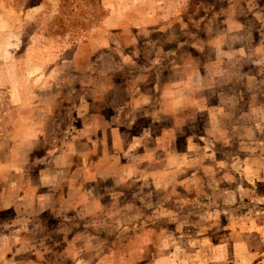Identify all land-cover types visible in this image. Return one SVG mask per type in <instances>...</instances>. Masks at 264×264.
I'll list each match as a JSON object with an SVG mask.
<instances>
[{
    "label": "rangeland",
    "instance_id": "rangeland-1",
    "mask_svg": "<svg viewBox=\"0 0 264 264\" xmlns=\"http://www.w3.org/2000/svg\"><path fill=\"white\" fill-rule=\"evenodd\" d=\"M247 9H249V5H246L245 0H0V132L5 130L4 121H7V118L9 122L11 120L8 117L11 109L12 112H16L19 109L20 101L24 100L28 115L35 116L40 113L42 110L39 108L40 106L44 108L51 106L50 109H53L57 114L61 133L67 134L65 141L72 143L75 141L77 144L78 141H83L80 134L83 133L82 128L85 121L80 114L84 108L80 107L77 94H85L86 90L84 91L82 87L77 89L75 85L71 86L73 80L78 82L86 77L88 82L97 80L99 84H107L109 88H112L111 84H132L135 78L139 80V77L142 76L147 84L150 80L148 71L143 69L153 62L155 53L157 55L156 62L162 64L179 61L180 54L184 52L191 58L209 62L214 57L215 52H212V44L219 29H223L229 24L228 29L243 26L244 20H247L252 27L255 26L256 21L246 14ZM177 13H182L183 19L187 18L186 24L172 21ZM244 14L248 15L245 19ZM202 17L203 19L199 21ZM227 19H230L228 23ZM262 22H264L263 17ZM155 28L157 31H154ZM254 40L256 43L260 42L259 49L264 46V38H254ZM240 43L243 47L244 41ZM167 49H171L170 52L173 53ZM173 49L178 53L176 54ZM246 58L247 55L241 51V54L235 59L236 67L232 66L230 72L222 77L225 83L230 76H236V84L240 86L238 88L240 90L239 92L235 90L233 101H224L217 105L213 103L215 100L212 101L216 112H220L221 126L204 130L202 125L207 121L208 114L205 111H200L195 115L191 112V117L187 120L188 125L184 124L180 127L192 142L211 143V149L213 148V152H216L213 154L211 149H208L205 152H212L211 157L208 155L210 159L204 154L200 155L201 158L204 157L207 160L216 157L234 158L237 161L249 159L251 162L249 163L251 168L246 170L243 169L244 167L227 168L226 164L222 168L225 171L224 175L227 174L231 178L230 180L234 176V179L242 187L238 189L244 190L243 193L247 195H242L241 205L237 206L241 210L239 209L233 217H235L237 229L239 226L247 228L241 232L237 230V238L246 239L245 243L251 244V246H236L237 258L243 257L244 252L250 254L249 248L255 251L254 241L261 239L257 223L264 220V214L258 209V206L263 204L261 200L264 201V195L261 194V190L264 189V173H259V166L264 163V120L260 121L261 104L264 108V96H260L261 89L264 92V62L258 60L254 65H250L244 62ZM85 65H88L86 72L90 76H85ZM108 68H112L111 71H108ZM102 71L104 73L101 74ZM101 75L102 78L98 80ZM247 75H251L250 79ZM243 79H246L244 83L248 82L249 84L247 83L246 86L241 84ZM222 80L220 78V81ZM221 84L223 83L221 82ZM121 91L117 92L118 99L112 96L113 93L105 96L107 99L101 102L108 105L106 108L102 104L91 103L87 105L88 110H91L96 116H106L108 124H115L117 112L124 116L133 106L129 102H121L119 97L123 96L124 99L126 96V93ZM139 116V112L125 115V124H130L134 132L143 126L144 121L142 118H137ZM86 121L99 126V120L96 118ZM252 129L254 132H249ZM244 130L247 131L246 135L249 138L243 135ZM69 131L76 132L80 137H74L73 140ZM91 138L87 139L91 140V149H93L97 145L96 136L92 135ZM217 148L219 151L215 150ZM234 148L236 149L233 150ZM111 152L113 153L109 155L116 153V151ZM91 154L94 157L98 152L92 150ZM81 156L76 154V159L82 161L83 156ZM24 157L28 156L21 152L17 159ZM10 158L15 160L14 163H18V160L10 154V150H7V141L3 139L0 142V161H3L0 164V187L8 173L2 167L13 164L6 162V160L10 162ZM79 169L82 168L78 166L77 170ZM134 170H130V173L135 172ZM212 171L215 175L216 172ZM227 171L235 174L230 172L228 174ZM206 179L205 182L198 179L196 183L187 186L190 190L195 188L199 196L201 195L198 192L203 194V199L199 200L200 197H198V200L202 201L201 204L198 202L196 207L195 200L186 199L187 207L182 205L177 208V202L172 200V204L176 205L173 208L176 213L167 216L166 219L153 210L162 203V198H160L162 191L158 188V183L153 189L152 181L144 184L142 182L119 184L111 179L104 182L108 189L106 192L102 190L101 200L108 205L106 208L108 210L107 213L103 212L101 215L112 220L104 227H100L99 223H94L95 221L91 222L92 226L87 222L89 224L86 225V228H89L88 231L83 229L85 223H82L87 220H85L86 217L82 212H77L76 236L74 238L76 244L84 242L87 238H93L91 245L86 248L81 247V250L72 246L68 249L66 246L70 238L68 236L70 234L68 232H71L70 228L63 226L64 231H61L60 228L56 231L53 228L58 225L55 221L53 222L54 218L46 214L42 215L45 225L49 227L52 225V229L44 227L42 229L40 226L33 225L35 223L31 222L33 220L20 214L22 212L20 201L17 202L14 199L15 205L17 204L15 211H9L7 207L0 208V264H96L97 259L93 257L96 255L93 253L101 250L103 253L105 251V254L102 255L107 257L102 264H163L158 260L153 262V258L159 259L156 256L158 252L154 251L159 249L160 252L166 247L146 248L144 245L148 230L128 232L125 229L123 236L118 235L117 238L113 236L114 233H117V227L120 230V226L116 225V215H112L113 213L108 211L115 209L116 204L123 205L122 203H127L128 208H125L123 215L117 217L125 221V225L131 220L134 223L132 209L141 204L144 211L147 208L152 211V214L143 215L142 220L148 216L151 221L164 228L165 236L169 235L174 238L171 250L175 249L174 252L179 254L178 257L181 260L193 253L195 248L189 242L186 244L185 240L193 239L195 244V239L198 238V246L203 249V261L205 262L209 257L208 252L211 250V246L217 249L216 245L221 243L222 239L226 241L228 229L224 225L228 219L227 214L214 215L212 212L218 202L219 206L227 205V201L222 203L219 198L217 202L216 198L219 187L222 188L225 185L221 182L218 184L217 180H221L220 177L215 180L209 177ZM260 179L263 180L256 184ZM251 188L253 189L250 190ZM211 191H214L215 194L213 198L208 197L211 195ZM191 195L195 196V194ZM191 202L194 206L189 205ZM204 208L207 213L201 212ZM248 210H251L252 214L247 213ZM196 218L199 220L196 223V229L194 226L181 229L183 223L192 222ZM92 219H99V215L93 216ZM145 221L148 219L145 218ZM27 227L30 228L29 231H26ZM107 228L111 229L108 231ZM94 229L98 230L93 232ZM100 229L102 230L99 231ZM196 230L199 232L198 234H196ZM191 232L193 237L188 235ZM101 234L102 236H104L103 234L108 235L109 240L105 237L101 238ZM181 234L187 236L182 235L181 237ZM42 237L43 241L51 237L52 241H58V243L54 247L46 246L47 243L36 246L35 241ZM180 237L181 239H179ZM215 238L217 241H214ZM156 239L160 240V237L157 235ZM182 241H184L183 244L179 246ZM75 250L80 253L83 250V252L81 256L76 254L77 257L73 259ZM221 251L223 250L221 249ZM226 254L225 248L224 253L216 251L214 258L221 259V255L226 256ZM178 257L176 262L179 260ZM148 259H150V263L146 262ZM206 262L205 264H207ZM181 264H187V262L181 261Z\"/></svg>",
    "mask_w": 264,
    "mask_h": 264
},
{
    "label": "crops",
    "instance_id": "crops-1",
    "mask_svg": "<svg viewBox=\"0 0 264 264\" xmlns=\"http://www.w3.org/2000/svg\"><path fill=\"white\" fill-rule=\"evenodd\" d=\"M245 2L246 5H249L246 14H249L256 21L255 26L252 27L247 20H244V27L235 26L234 28L228 29L229 24L223 29H219L215 34L212 44V52H215L214 57L209 62L191 58L184 52L179 53L181 55V58L178 59L179 61L162 64L156 62L157 55L155 53L153 62L147 68L143 69L148 71L150 80L147 84H145L143 77L140 76V79L135 78L132 84H111L114 87L113 90V87L109 88L107 84H99L97 80L88 82L86 77L83 80H78V82L73 80L74 82L70 84L71 86L75 85L77 89H81L82 87L84 91L86 90L85 94H77L79 95L80 107L84 108V110L80 111V114L85 120L83 122L84 127L82 128L83 133L80 134L83 141H78L77 144L75 141L73 143L65 141L67 134L64 135L61 133L58 127L59 121L57 114L53 109H50L51 106H47L46 108L40 106L39 108L42 109L41 112H36L37 114L34 116L26 114L27 108L25 109V107L27 106H24V100L20 101L19 109L16 112H12L11 109L8 115L9 119H11L10 122L8 118L7 121H4L5 130L3 129L0 132V142L3 139L7 141V150H10V154L16 159L21 152L22 154L26 153L28 157L17 159L18 163H14L13 161L15 160L10 158L11 161L6 160V162L8 164L13 163L11 164L13 167L11 168L10 165L2 167L8 173L3 180V185L0 187V208L7 207L9 211H15L17 204L15 205L14 199H16L21 204L20 208L22 212L20 214L29 217V219L33 220L31 222H35L33 225L40 226L42 229L43 227L45 229L52 227V225L50 227L45 225L44 216L42 215L52 216L54 218L53 222L55 221L58 225L53 229L58 231L60 228L61 231H64L63 226L71 229V232H68L70 233L68 234L70 237L69 241L66 243L68 249L72 246L73 248L78 247L81 250V247L86 248L90 246L93 238H87L84 242L76 244L74 238L76 236L75 220L77 212H82L86 217L85 220H87L82 221V223H85L83 224V229L88 231L89 228H86V225L90 224L92 226L91 222L95 221L94 223H99L100 227H104V225H107L112 220H108L105 216L102 217L101 215L103 212L107 213L108 210L106 209L108 205L104 204L101 200L102 190L106 192L108 189L104 185V182L111 179L119 184L123 182H142L144 184L145 182L152 181L154 183L153 189H155V184L158 183V188L162 191L160 197L162 198V203L157 209L154 208L153 210L166 219L167 216L176 213L173 210L176 205L172 204V200L177 202V208L182 207V205L187 207L185 203L186 199L195 200L196 207L198 206V202L201 204L202 201L199 200L204 198L203 194L198 192L201 195L199 196L195 188H192V190L188 189L187 186L189 184L196 183L198 179H202L201 181L205 182L204 180L207 181L206 177L212 178L213 180L220 177L221 180H217L218 184L221 182L225 186L222 188L219 187V190L216 192L218 195L215 197L217 198V202L219 198L222 200V203H226L227 201V205L219 206L218 202L217 206L213 207L212 212L214 215L227 214L228 219L226 224H224L228 228L226 233L227 238L226 241L222 239V242L216 245L217 249L211 246V250L208 252L209 257L206 260L207 262H205L207 264H264V220L257 223L260 229L261 239L254 241L256 245L254 247L255 251L249 248V252L251 253L247 254L244 252V256L238 257L240 261H237L239 259L235 254V247H241L243 245L251 246V244L248 245L245 243L246 239L244 240L241 237L237 238L236 231L240 230L239 232H241V230H246L247 228L244 229L239 226L237 229L236 222L234 221L235 217H233L239 209L241 210L237 206L241 205L240 200L245 193H243L244 190L238 189L242 187L234 179V176L230 180L231 178L227 174L224 175L225 171L222 169L225 166L224 164H226L227 168L235 169L236 167H244L243 169L246 170L247 168H251V164H249L251 163L250 160L237 161L234 158L222 159L219 157L207 160L204 157L201 158L200 155L204 154L205 157L210 159L213 152L211 143L202 141L192 142L189 140L187 133H184L180 128L182 125L188 123L187 120L190 119L191 112L195 115L200 111H205L208 114L206 117L207 121L202 125L204 130L220 127V112H216L212 106V101L215 100L213 102L215 105L224 101L231 102L233 101V95L236 94L235 90L239 92L240 89L238 88L240 86L236 84V76H230L228 78L229 80L225 83L222 80V77L230 72L232 66L236 67V56L238 58V55L243 51L247 55V58L244 59L246 60L244 61L245 63L254 65L258 60L264 62V46L259 49L258 44L260 42L256 43L254 40V38H264V22H262L264 10H261L264 8V1L245 0ZM246 14H244V19L248 16ZM184 19L182 13H177L172 21H179L180 23L186 24L187 18ZM202 19L203 17L199 21ZM229 20L227 19V23ZM154 31H157L156 28ZM253 36L255 37L253 38ZM243 41L244 45L242 47L240 42ZM167 50L170 52L171 49ZM173 51H176V54L178 53L177 50L173 49ZM86 66L88 65L84 66V73L88 70ZM111 69L108 68L107 70L111 71ZM103 71L101 74L104 73ZM244 72L246 71L244 70ZM85 76L90 75L86 72ZM250 77L251 75L248 78L250 79ZM101 78L102 75L101 77L99 76L98 80ZM220 78L222 81H220ZM245 80L243 79V82L241 81V84L244 86L248 83H244ZM124 87L130 88V92ZM145 87L147 89H144ZM120 90L126 93V99H123V96L119 97L121 98V102L133 104L128 113L136 114L139 112L140 116L137 118H142V121H144L143 126L137 132L132 131L133 129H131L130 124L128 125L124 122L125 115L128 113L123 116L119 114L120 112H117L115 124H108L105 118L106 116H96L87 108V105L91 103H99L106 108L108 105L101 101L107 99L105 96L112 93V96L118 99L117 92H120ZM262 90L261 97L264 96ZM107 103L109 104V102ZM38 105L41 104L38 103ZM260 116V121L264 120V108L262 104L260 106ZM95 118L99 120V126L86 121ZM246 132L244 130L243 135L249 138ZM249 132L254 131L252 129ZM70 134L73 140L74 137H80L74 131H71ZM92 135L96 136L97 144L93 149H91L92 144L90 142L93 140L91 138ZM89 137L91 140L87 139ZM208 149H211L212 152H205ZM92 150H97L98 152L94 157L91 154ZM215 150H218V148ZM111 151H116V153L109 155L113 153ZM76 154L80 156L82 154L83 160L76 159ZM1 162L3 161H0V164ZM78 166L82 169L77 170ZM8 168L9 170H7ZM259 168V173H264V163H261ZM132 169H135V172L130 173ZM212 170L216 172L214 173L216 176L213 175ZM261 180L263 179L258 180L256 184L260 183ZM263 190H261V194L264 195ZM213 192L211 191V195L208 196L209 198H213V195H215ZM191 194H195V196ZM198 197H200L199 200ZM261 201L263 204L262 206H258V209L264 214V201ZM229 202L230 204L228 205ZM122 204L121 206L116 204L115 209L108 211L113 213L112 215H116V225L119 224L120 226V230L117 227V233L113 234L114 237L117 238L118 235L123 236L125 229L128 232L148 230L147 240L145 244L143 243L146 248H155L156 246L159 248L166 247L160 252L158 251L159 249H155L154 252H158L156 256L159 259L153 258L154 263L158 260L163 264H181V261H186L187 264H205L203 261L204 252L198 246V238L195 239V244L193 239L187 238L185 240L186 244L189 242L196 249L194 248L193 253H190L186 259L181 260L178 257L179 254L174 252L175 249L171 250L172 240L174 238H171L169 235L165 236L163 233L164 228L160 224L151 221L148 216L145 217L148 221H145V218L142 220L143 215L147 213L152 214V211L148 210L149 208L144 211L141 204L136 205L132 209L134 223L131 220L130 223L125 225V221L117 217L123 215L127 207V203ZM189 205H193V202ZM153 206L155 205L153 204ZM201 212H206L205 208ZM247 213L252 214L251 210H248ZM95 215H99V219L93 220L92 218ZM197 221L199 220L196 218L192 222H185L182 224L181 229L184 230L187 226H194L195 228L196 223H198ZM25 229L29 231L30 228L27 227ZM110 229L107 228L108 231ZM96 230L93 232H96ZM198 233L197 231L196 234ZM103 235H100L102 236L101 238L105 237L109 240L108 235ZM155 235L156 238L158 235L160 240L156 239ZM182 235L187 236L186 234H181V237ZM188 235L192 236V232ZM42 239L44 238L42 237L35 241V245L41 246V244L45 245L47 243L46 246L51 245V247H54L58 243V241H52L51 237L44 241ZM214 241H217V238ZM225 248L227 251L226 256H223V254L221 255V259H218V257L214 258L216 251L224 253ZM82 252L83 250L81 253L76 252L73 259L78 255L81 256ZM147 252H149V249H147ZM102 254H105V251L104 253L102 250L93 253V255H96L93 256L97 259L96 264H102L107 259ZM69 257L71 256L69 255ZM177 257L179 258L178 262L175 261ZM150 259L146 262H149ZM86 263L88 262L86 261Z\"/></svg>",
    "mask_w": 264,
    "mask_h": 264
}]
</instances>
